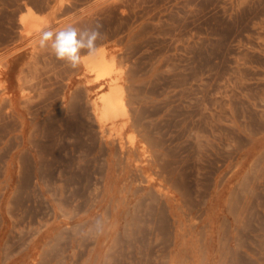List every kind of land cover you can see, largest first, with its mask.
<instances>
[{"label": "rangeland", "instance_id": "1", "mask_svg": "<svg viewBox=\"0 0 264 264\" xmlns=\"http://www.w3.org/2000/svg\"><path fill=\"white\" fill-rule=\"evenodd\" d=\"M0 264H264V0H0Z\"/></svg>", "mask_w": 264, "mask_h": 264}, {"label": "clouds", "instance_id": "2", "mask_svg": "<svg viewBox=\"0 0 264 264\" xmlns=\"http://www.w3.org/2000/svg\"><path fill=\"white\" fill-rule=\"evenodd\" d=\"M103 36L99 25L83 29L67 25L58 30L49 27L40 33L38 44L41 48H50L58 60L75 69L82 62V53L87 56L96 54L97 41Z\"/></svg>", "mask_w": 264, "mask_h": 264}, {"label": "bare ground", "instance_id": "3", "mask_svg": "<svg viewBox=\"0 0 264 264\" xmlns=\"http://www.w3.org/2000/svg\"><path fill=\"white\" fill-rule=\"evenodd\" d=\"M84 65L88 69L89 73L94 74L95 82L100 84L101 86L104 85V82H107L108 76H110V71L114 67V61L108 59L107 53L105 50H100L96 52L95 55L91 56L87 60L84 61ZM116 83V81H115ZM122 87L117 84L111 85V88L107 93L101 96V115L108 117L118 107V102L121 101L122 96ZM96 106V105H95ZM96 109V108H95ZM122 114V112H121ZM120 114V115H121ZM101 116V118H105ZM115 117V116H113ZM119 117V116H118ZM107 120V119H106ZM130 141V140H129Z\"/></svg>", "mask_w": 264, "mask_h": 264}]
</instances>
